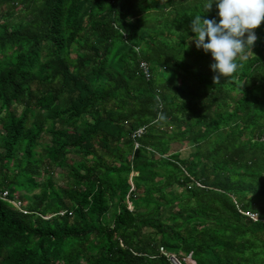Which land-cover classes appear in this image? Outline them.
<instances>
[{
    "label": "trees",
    "instance_id": "trees-1",
    "mask_svg": "<svg viewBox=\"0 0 264 264\" xmlns=\"http://www.w3.org/2000/svg\"><path fill=\"white\" fill-rule=\"evenodd\" d=\"M206 3L0 0V264H264V21L214 84Z\"/></svg>",
    "mask_w": 264,
    "mask_h": 264
},
{
    "label": "clouds",
    "instance_id": "clouds-1",
    "mask_svg": "<svg viewBox=\"0 0 264 264\" xmlns=\"http://www.w3.org/2000/svg\"><path fill=\"white\" fill-rule=\"evenodd\" d=\"M213 3L219 22L195 15L190 28L196 48L211 53L214 63L210 68L215 73V84L221 78H233L242 66L240 60L251 52L257 39L254 30L264 21V0H207L205 11H210ZM159 119L163 120L164 116L159 115Z\"/></svg>",
    "mask_w": 264,
    "mask_h": 264
},
{
    "label": "built area",
    "instance_id": "built-area-1",
    "mask_svg": "<svg viewBox=\"0 0 264 264\" xmlns=\"http://www.w3.org/2000/svg\"><path fill=\"white\" fill-rule=\"evenodd\" d=\"M135 51L138 52V49L135 48ZM139 69L140 71L143 73V76L148 80L150 78V72L148 71L147 68V64L146 62H144L143 60H141L139 62ZM143 129H139L136 131L135 135L136 136H140L142 133ZM138 145L135 144V148H137ZM6 196V192H3L2 197L4 198ZM15 207H19V203L18 202H11ZM243 215L247 216L248 218H250L253 221H257L258 216L256 213H252V212H243ZM170 260L173 264H194V262L192 260H190L189 258H182V260H179L177 257L173 256V255H169Z\"/></svg>",
    "mask_w": 264,
    "mask_h": 264
},
{
    "label": "rangeland",
    "instance_id": "rangeland-1",
    "mask_svg": "<svg viewBox=\"0 0 264 264\" xmlns=\"http://www.w3.org/2000/svg\"><path fill=\"white\" fill-rule=\"evenodd\" d=\"M46 130L49 129V126H47L45 128ZM50 139V136L48 134H45L44 137L40 140L41 143H45V142H48ZM171 149H172V152H179L180 155H181V158H186L188 156V154L190 152H192L194 150L193 147H189V146H186V147H183L181 144L179 143H174L172 146H171ZM38 151H42L40 149H37ZM59 172V168H57L55 171H54V177L57 178V173ZM37 192V191H35ZM48 217V216H47Z\"/></svg>",
    "mask_w": 264,
    "mask_h": 264
}]
</instances>
